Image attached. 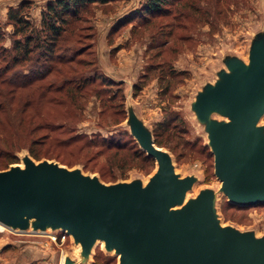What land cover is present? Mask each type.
Returning <instances> with one entry per match:
<instances>
[{
  "label": "rangeland",
  "instance_id": "1",
  "mask_svg": "<svg viewBox=\"0 0 264 264\" xmlns=\"http://www.w3.org/2000/svg\"><path fill=\"white\" fill-rule=\"evenodd\" d=\"M21 1L0 0V31L4 35L0 48L10 54L14 38L7 13ZM28 1L27 19L41 31L42 15L53 0ZM144 2L91 3L68 23L63 46L85 51L78 58L85 62L84 68L78 67L71 77L77 76L81 82L84 77L92 78L94 83L87 85L83 99L65 107L42 104L36 94L25 110L26 91L22 92V101L15 95L17 104L11 100L4 103L8 107L3 109L9 111L0 112V170L22 164L21 158L31 149L38 160H55L69 168L79 166L86 173L100 175L105 182L145 181L154 168L150 161L134 156L137 144L128 135L125 106L121 105L124 87L104 80L105 74H113L124 79L125 88L137 82L135 97L127 100L149 128L163 133V148L175 147L176 171L181 176L197 177L188 196L203 188L218 191L220 182L214 175L213 158L204 147L206 134L190 103L204 83L216 79L217 71L224 67V57L236 55L247 60L251 37L264 30V0H174L169 14L151 19L139 12ZM29 65L28 61L17 68L26 72ZM64 108L70 115L65 123L60 117ZM174 115L179 121L172 122L167 131L158 128ZM41 123H49L51 130L42 126L34 132ZM260 124L264 126V116ZM30 131L34 134L29 135ZM102 138L126 147L106 148L99 141ZM217 207H221L223 224L254 231L257 236L264 234V204L239 208L218 194ZM93 253L87 264L117 263L111 254L106 255L101 243ZM66 255L79 262L77 247L62 232L44 235L0 229V264H62Z\"/></svg>",
  "mask_w": 264,
  "mask_h": 264
},
{
  "label": "water",
  "instance_id": "2",
  "mask_svg": "<svg viewBox=\"0 0 264 264\" xmlns=\"http://www.w3.org/2000/svg\"><path fill=\"white\" fill-rule=\"evenodd\" d=\"M223 64L190 103L213 155L218 191L188 196L197 177L181 176L173 155L156 145L127 100L132 81L124 90L125 124L155 160L148 178L106 183L82 167L24 155L22 166L0 170V224L17 233H66L79 262L66 255L62 264H87L97 243L116 264H264V234L223 224L217 207L218 194L237 206L264 204V30L251 37L247 60L228 55Z\"/></svg>",
  "mask_w": 264,
  "mask_h": 264
},
{
  "label": "trees",
  "instance_id": "3",
  "mask_svg": "<svg viewBox=\"0 0 264 264\" xmlns=\"http://www.w3.org/2000/svg\"><path fill=\"white\" fill-rule=\"evenodd\" d=\"M108 1L109 0L50 1L42 15L43 30L41 31L35 30L27 19L30 1L22 0L16 7H11L8 10L7 23L13 26L11 37L14 39L11 49L12 54H10V51L4 47L0 48V112H5L7 109L9 111V108L3 109V106H6L4 103H9L10 100L12 101L11 103L17 104L15 102V95L17 94L20 96L19 99L22 101L23 91L27 92L24 96L25 99H23V105L26 106L25 110H27L28 106L32 104L36 94L37 98L43 102L42 104L54 103L62 107L84 98L85 88L89 83H94V80L92 78L88 79L87 77H84L81 82L79 81V77H71V74L75 75L78 71L77 68L85 65V62L82 61V59H78L80 56L85 54V51L75 47H64L62 44L63 35L68 23H70L71 20L78 18L80 13L89 4L95 2L106 3ZM173 3L174 0H145V2L141 5L139 12L147 19L165 16L170 13ZM2 27L3 24H0V30ZM3 36V32L0 31V42ZM28 61L30 62L29 69L24 72L21 69V66ZM86 65H88V63ZM17 67L21 68L18 70ZM104 80H106L108 84L117 83L124 87L121 95V105L125 106L124 82L117 81L107 74H105ZM136 85L137 82L135 81L132 89L133 97H135ZM62 111L63 112L60 113V117L65 123L69 121L70 115L67 108H64ZM177 121H179V116L174 115L170 120L159 125L158 128L162 131H167L170 124ZM42 126L43 129L47 131L51 130L49 123H41V125L38 124L35 131L34 129L32 130L36 132L39 128L42 129ZM54 126L57 127L59 125ZM61 128L62 127L59 126L57 129L60 130ZM54 130H56V128ZM152 133L156 145L163 147L165 145V142L162 141L163 133H159L154 127H152ZM28 134L33 135L34 133L30 131ZM128 135L134 140L130 134ZM99 141L106 148L120 146L122 149L126 147L123 144L116 145L114 143H110V140H105L103 138ZM204 147L209 149L205 143ZM174 149L175 147H170L167 150L174 155ZM30 151L29 154L31 155L32 153ZM210 155L213 158L211 152ZM134 156L140 157L144 161H150L152 167L155 168V160L148 156L138 146V144L137 149L134 152ZM32 157L38 160L36 155ZM99 177L102 181H104L100 175ZM228 204L230 203L228 202ZM230 205L239 208L242 207L233 204ZM111 256L116 258V256Z\"/></svg>",
  "mask_w": 264,
  "mask_h": 264
},
{
  "label": "bare ground",
  "instance_id": "4",
  "mask_svg": "<svg viewBox=\"0 0 264 264\" xmlns=\"http://www.w3.org/2000/svg\"><path fill=\"white\" fill-rule=\"evenodd\" d=\"M21 166H22V164H21ZM3 227H4V226H2V225L0 224V229H1V230L3 229ZM63 259H64V256H63Z\"/></svg>",
  "mask_w": 264,
  "mask_h": 264
},
{
  "label": "built area",
  "instance_id": "5",
  "mask_svg": "<svg viewBox=\"0 0 264 264\" xmlns=\"http://www.w3.org/2000/svg\"><path fill=\"white\" fill-rule=\"evenodd\" d=\"M63 233V232H62ZM64 236H68L66 233H63ZM69 237V236H68Z\"/></svg>",
  "mask_w": 264,
  "mask_h": 264
}]
</instances>
